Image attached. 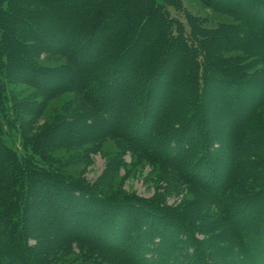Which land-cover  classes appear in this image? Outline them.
<instances>
[{
    "label": "trees",
    "instance_id": "16d2710c",
    "mask_svg": "<svg viewBox=\"0 0 264 264\" xmlns=\"http://www.w3.org/2000/svg\"><path fill=\"white\" fill-rule=\"evenodd\" d=\"M51 1L53 0H24V4H21L18 1L0 0V70L5 71H0V244L2 245L0 264H42L41 259H37V253L29 248L28 242L26 244L24 241L26 246L23 244V238L27 240V234L29 236L31 234L36 239L34 246L37 245L42 256L58 255L59 250L69 251V246L62 245V239L70 236L65 234L61 235L64 237L50 236L49 230L47 231L48 225L42 222L38 224L34 222L33 227L26 230L25 217L30 213L44 212V210H49L51 219L54 221L56 219L61 228L76 233L86 228L85 232L97 239L94 240L97 241L95 243L77 239L79 241L77 243L93 248L92 256H100L89 264H103L100 262L103 254L111 255L107 260L108 264H219L217 261L214 263L204 251L201 254L206 239L200 240L186 216L181 219L174 207L166 201L158 197L147 199L135 195L108 196L62 169L52 167L47 159L51 155L48 153L49 148L52 150L72 144L76 146L75 141L94 143L100 140L102 142L118 140L127 144L133 153H139L151 164L169 166L178 178L198 186L205 196L214 199L213 202L218 208L225 212V224L231 225L232 231L235 230L232 242L228 240V243L242 248L241 252H234L229 248L212 246L220 263L229 264L230 261L223 258L226 253L239 258L237 264H264V169L259 176L255 173L245 175L243 171L254 163L248 156H253L256 148L262 146L259 142L263 140L264 130L252 137L244 136L240 130L241 136H236L237 132H235L234 135L230 134L228 139L212 132V121H205V117L202 116L207 106L203 103L205 85L213 83L219 86L216 96L236 112L241 99L244 98L238 94L240 84L251 83L249 80L258 83V76L247 77L242 73L231 75L206 67V52L209 51L208 47H213L207 43L209 40L203 31L206 42L198 41L191 28L188 30V44L192 48L189 46L180 48L186 59L191 57L193 63L187 65L183 62L181 65L184 66L181 68L182 71L189 70L190 67L193 69V72L187 71L192 73L190 76L192 83L189 87L197 96L193 98L194 101L185 103V106L179 109L174 102H168L167 92L172 89L169 78L174 71L173 65L176 67L181 61L178 62L174 54L170 59L165 57L160 63V67L163 68H158L156 71L153 68V72L147 74L144 79L145 83L139 82V87L129 84L128 81L132 80L130 75L132 66L125 64L118 56L129 51V46L123 45L121 41L114 47L103 44L106 28L98 25L105 18L107 21L117 16L122 17L121 13L126 9L125 11L131 12V16L133 13L137 19L134 27L122 26L110 31L109 34L114 31L117 34L125 28L126 34L129 35L130 32L138 31V27L142 29L143 26L146 27L145 24H152L159 19L161 22L159 21L158 28L154 27V34L148 32L157 39L150 45L153 46V42L159 45L160 38H164L175 43L171 47H177L180 38H185L186 35L184 33L186 29L179 20H171L162 8L159 10L160 15L155 8L150 9V4L154 0H145L144 6H138L137 10L135 5L138 4V0H128L127 3L131 5L128 7H126L127 3L121 0H85L86 2L78 8L76 5L74 7L77 9V11L74 9L75 15L81 16L76 22L71 11L65 8L64 0H56L58 1L56 7L51 5ZM143 1L140 0V4ZM233 1L236 8L240 2L244 3L243 0ZM246 1L247 8L253 6L255 10L254 14L249 13L248 23L251 27H255L256 32L264 33V0ZM207 2L210 4L209 1ZM31 4L45 7V10L31 11L29 7ZM113 4H118V7H111ZM146 4L149 7H146ZM230 5L229 1L225 3L224 0H216L213 4L214 7L221 8L225 13L235 17L234 10L227 11ZM245 5L237 9L240 11L238 15H241V12L248 14ZM49 7L51 8L48 10ZM142 10H145L146 15L142 14ZM257 12L261 14L257 16ZM57 14L60 15L55 21ZM53 15L55 18L53 22L51 24L46 22ZM238 15L236 18L240 19ZM9 19L13 22L17 21L24 36L28 38L30 34L29 36L34 38L32 40L34 44L41 41L46 47H54L53 45L57 43L55 50L67 56L69 64L46 70L30 64L27 60H21L17 51L19 44L14 46L12 42L15 41L13 32L16 31V27L9 23ZM199 27L202 28L201 25ZM159 28L164 31L162 34L159 33ZM174 28H177L179 35L175 34ZM55 29L60 32H55ZM98 32H102L103 35L97 36ZM1 48L7 51L2 52ZM18 69L21 73L15 77L21 82H26L27 80L21 78L23 74L30 81L37 83V88L45 100L74 92L85 99L88 106L87 113H78L70 120L61 118L55 125L41 132L42 139L33 136L31 140L24 130H17L19 121L15 107L18 108V103L14 105L9 101V106L6 104L8 79L13 77ZM56 78L59 79L58 82L65 78L66 82L53 84L52 81ZM250 89L255 95H260L254 87L250 86ZM247 98L245 94L244 99ZM24 101L31 103L34 100L31 98ZM259 102L264 105L263 91L256 102L257 106ZM255 105L253 108L256 107ZM162 106L168 109L165 110L167 117L164 118V113L158 120ZM168 111H172L171 115ZM254 112V109L250 111L247 124L253 122ZM83 122H87V125L78 128ZM116 122L119 124L112 126ZM155 124L157 125L153 130ZM62 125L68 126V129L59 133ZM160 125L163 127L157 132L156 129ZM13 130L19 134V148L13 141ZM193 130L197 132L194 137H192ZM245 142L258 146L255 145L254 149L250 148V150L242 149V159L234 166L233 177L231 175L230 181L227 182L229 176L227 172H230V168L224 167L220 159L225 157L226 160H233L235 151ZM227 150L230 151L226 155ZM255 163L258 165L259 160ZM244 180L250 182L246 185ZM199 181H203L205 186L200 185ZM244 184L251 190L241 187ZM130 198L133 199V203H129L132 202ZM259 198H261L260 203L255 205V200ZM250 207H256L254 210L260 218L243 227H236L239 218L242 219V215H246ZM147 210L155 213L150 214ZM174 216L179 217L180 221ZM222 226L221 222L213 224V231H217ZM128 232L131 233L129 238ZM199 232L203 233L201 229ZM109 235L112 236L111 239ZM124 235H127V242L131 240V243L127 244L121 240ZM41 238L47 241L42 244L39 241Z\"/></svg>",
    "mask_w": 264,
    "mask_h": 264
},
{
    "label": "rangeland",
    "instance_id": "374dc122",
    "mask_svg": "<svg viewBox=\"0 0 264 264\" xmlns=\"http://www.w3.org/2000/svg\"><path fill=\"white\" fill-rule=\"evenodd\" d=\"M12 1H18L21 4H24V0H9V2ZM121 1L125 3L128 2V0ZM207 1H209L210 4ZM215 1L216 0H154V2H151L150 9L155 8L156 10H158L157 14L160 15L159 10L162 8L163 12H165L171 20H179L181 24L184 25L186 29L184 33H186V35L185 38H180L177 47H171L175 43L171 42L169 39L164 40V38H160L161 43L159 45L154 44V42L153 46L150 45L152 41H155L157 39H155L156 37H152L151 33L148 32H152V35L154 34V27L156 26V28H158V25L161 22L159 19H157L152 24H145L146 27L143 26L142 29L141 27H138V31L129 33L130 36L126 34L127 30H125V28H123V30H121L117 34L116 31L112 32V34H109L110 31L116 30L122 26L128 27L129 25H131L132 27L130 26V28L134 27L135 21L137 19L136 17H134L135 15H133V13L131 16V12L125 11L126 9L124 10V12L120 11L122 12V17L117 16L114 19H109L107 21L105 20V18L101 20V22H99L98 25L102 26V28H106V30H104L105 37L103 38L102 43L114 47L116 43L121 41L123 45L129 46V51H127L125 54H118V56L121 57L125 64H131L132 66V72H130L132 80L130 79L128 81L129 84H135L136 87H139L138 83H145L144 79L147 77V74L153 72V68H155V71L158 68H163L160 67V63L165 60L163 59L165 57H168L170 59L174 54L177 61H181L180 65L183 62L187 65H191V63H193L191 61V57H188L186 59L180 48H186L189 46L188 30H191L192 28L194 35H196V39L198 41L200 40V42H206L205 38L207 37V39L209 40L207 43H210L209 46L211 45V47L213 48L208 47L209 51L207 50L206 52V67L215 69L221 73L223 72L231 75L242 73L247 77L258 76V83H254L249 80L251 83L246 82L245 84H240L241 88L238 92V94H240L239 96H243L245 98L246 94L248 98L247 100H245L244 98L241 99L238 110L236 112L233 109L228 108L229 104H223L221 99L216 96L217 91H219L218 88H220L219 86L214 85L213 83H206L207 85H205V89L203 90V94L205 97L203 103L207 106L205 113L202 116L203 118L205 117V121H212V132L221 135L224 138H228L229 136L234 135L235 132H237L236 136L239 137L241 136L240 130L242 131V134H244V136H256L257 133H262L263 131L261 130H264V105L261 102H259L258 106L256 104L259 97L261 96L262 91L264 92V33L260 31L256 32L255 27H251L250 23H248V21H250V17L248 16L249 13L254 14L255 10L253 6H251V8H247L248 5L246 0H243L244 3L240 2L238 8L235 7V1L224 0L225 3L229 1V4H231L230 7L227 8V11L234 10L233 13L236 14L235 17L225 13L221 8L214 7L213 4H215ZM85 2V0H64L63 4L65 5V8L71 11L72 16L77 22L79 20L78 17L80 18L81 16H79L80 14L78 16L75 15L74 9L78 8V6ZM56 3H58V1H51V5L53 7ZM137 3L138 4L135 5L136 10L138 6H144L146 2L144 0L140 4V0H138ZM147 4L146 7H149V5ZM244 4H246L245 7L247 8L246 10L248 14H243L241 12V15H238L240 11H238L237 9L243 7ZM75 5L76 8H74ZM128 6L131 5L127 3L126 7ZM29 7L31 11L37 10L42 12V10H45V7H41L38 5L32 6L31 4ZM111 7L117 8L118 4H113ZM50 8L51 7H49L48 10ZM142 14H145V10H142ZM259 14L261 13L257 12V16H259ZM59 15L60 14L55 15L56 19L53 15L51 19L46 22H50L51 24L53 22V18L56 21ZM237 15L241 18H236ZM98 16H96V18ZM9 23L13 24V27H16V31L13 32L15 41L13 40L12 42L14 43V46L15 44H19V48H17V51L18 57L21 60H27V62H29L30 64L43 67L46 70H52L56 69L57 67H62L66 63L69 64V59L67 58V56L63 55L62 52L55 50V46L58 45L57 43L53 45L54 47L48 46L50 47L49 49L48 47H46V45L41 43V41H37V43H35L38 45L37 46L33 43L32 40L34 38H32V36H29L30 34L28 35V38L24 36V34L21 32L22 29L18 27L17 21L13 22L12 19H9ZM149 23H151L150 20ZM199 25H201L202 28H200ZM174 29L175 34L179 35V31L176 30L177 28ZM55 30V32H60V30ZM204 30L206 31L204 32ZM43 31H45V29H43ZM202 31L203 33H205L206 37L204 36ZM162 32L164 31L159 28V33L162 34ZM100 34H102V32H98L97 36H99ZM127 36L129 37L127 38ZM93 46L95 48V45ZM189 48L192 47L189 46ZM1 50L2 52L7 51V49L4 48H1ZM109 50L111 51V48ZM10 52L12 53L13 51L10 49ZM93 52H95V50ZM180 65H177L176 67L175 65H173L174 71L172 76L169 78L171 81L170 85L172 89L167 92V98H169L168 102H174L179 109L185 106V103L194 101L193 98L197 96L195 95V92L193 93V91L190 90L191 87H189V85L192 83V79L190 76H192L191 72H193V69L190 67L189 70L182 71L183 68L181 67L184 65ZM0 71L3 72L4 70ZM187 71H191V74ZM204 72H206V70ZM20 73L21 72L18 69L13 74V77L8 79L6 104L9 106V101H11L14 105L18 103V108L15 107L17 119L19 121V123H17V130H24L26 135L31 138V140L33 136H38L39 139H42V137L40 138L41 132L48 127H52L53 125H55L61 118L70 120L74 119L73 117L78 113H87L88 106L85 99L76 95V93L67 92L64 95L45 100V97H43V95L37 88V83L30 81L28 77L23 74H21V78L24 81L27 80L28 83L27 81L21 82L18 77H15V75L19 76ZM58 80L57 78L53 80V84L55 83L56 85H59L66 82L65 78L61 79L59 82ZM228 86L229 84L227 85V87ZM250 86L254 87L258 93L260 92V95H255L251 91ZM127 92H129V90ZM31 98L34 100L31 103L24 101ZM196 99L199 100L200 98ZM165 102L166 99L164 101V104ZM253 105H255L256 107L253 108ZM162 108L163 106L160 109L161 113L159 114L158 120L160 119V115L162 116L165 113V110H168L165 106L163 108L164 110ZM252 109L255 110V118L252 123L250 122L249 124H247L246 122L248 121L247 119ZM171 113L172 111H168L169 115H171ZM165 117H167L166 113L164 118ZM118 124L119 122H116L113 123L112 126H116ZM196 124H198V121L196 122ZM84 125H87V122L79 124L78 128H82L84 127ZM156 125L157 124L154 125L153 130H155ZM162 125H160L161 127L159 126L160 128L158 127L156 129L157 132L162 129ZM201 125H203V123ZM254 125H256V127ZM94 127L97 126L94 125ZM66 129H68V126L62 125L58 132L63 133L66 131ZM192 133V137H194V134H197L196 130H193ZM12 135L13 141L16 143V147L19 148L20 140L18 132L16 130H13ZM101 142V140L94 143H80L75 141V143L77 144L76 146L72 144L70 146L65 145L66 147L61 146L58 148H52V150L49 148L48 153L49 155H51L47 159L48 161H50V165H52V167L54 166L56 168L62 169L73 177L75 176L77 179L81 180V182L89 184L97 191L99 190L101 193L108 196L135 195L145 197L147 199H155V197H158L163 201H166L168 204L174 207L176 214L180 216L181 219L186 216L187 221L194 227L196 236L200 240L206 239L204 242L205 248L201 250V254L204 251L208 257H211L213 259L214 263L215 261H217L219 262V264H223L222 262L220 263L218 258H216L217 256L215 254V251H213L215 248L212 249V246H215L216 248H229L234 252L242 251V248L240 246H236L234 244V246H232L230 243H228V240H231L232 242L233 237L235 236V230L232 231L231 225L229 226L225 224V212H222L220 207L218 208V206L213 202L214 199H211V197L207 195L205 196L202 189L193 184L186 183L178 178L175 172L169 166L151 164L150 162L145 160V157L141 156L139 153H133L132 149H130L127 144L121 141L105 140L102 143ZM263 142L264 137L263 140L259 142V145L262 146L257 147L258 144H255L257 148L253 153V156H248V158H250L254 163L255 161L259 160V164L256 165V163H252L251 167L245 168L243 170L245 175L247 173H255L259 176V174H261V171L264 169ZM255 145L245 142L239 149L235 151L233 160H226V158L222 156L224 157L220 159L222 165L226 168L228 167V169L230 168V172H227V175L229 174L227 182L230 181L231 175L233 177L234 166L240 159H242V149H254L253 147ZM229 151L230 150L226 151V155L229 154ZM254 157L256 158L255 160ZM244 158L246 159L247 157ZM45 161L47 162V160ZM248 177L250 176L248 175ZM249 182L247 180H244V183L246 185ZM199 184L205 186V183L203 181H199ZM245 184L241 187L251 190L250 188H247L248 186H246ZM130 201L132 202L129 203H133V199L130 198ZM255 201V205H258L257 203H260L261 198H259V200L256 199ZM254 209H256V207H250L247 214L242 215V219L239 218L240 221H237V224H235V226L243 227L246 224L252 223L255 219L260 218L258 217V213H256ZM151 210H147L148 213H155ZM174 218L180 221L179 217L174 216ZM24 222H26L27 224L25 226L26 230H30V228L33 227L32 223L35 222L38 224L42 222L45 225H48L49 228L47 229V231L49 230L48 234L50 236L64 237L61 236L64 234L65 236H70V238L62 239V245L69 246V251L62 252L61 250H59L58 255L42 256V252L38 249L37 245L34 246L36 244V239L31 234V237L27 234V240L23 238V244L24 241L26 244L28 242L29 248L37 253V259L40 258L42 264H89L93 263L95 258L100 257L95 255L92 256L93 248L91 246L88 247V245L82 243L81 245L77 243L79 242L77 240L79 238L80 241L84 240L87 242L90 241L92 243L97 242L94 241L97 240L95 237L85 232L87 231L85 230L86 228L80 229L78 233L61 228L56 219L55 221L51 219L49 210H44V212L39 211L36 213H30L25 217ZM220 222L221 224H223V226L214 232L212 225L215 223L220 224ZM199 228L203 233L199 232ZM219 234L222 235L219 236ZM130 235L131 233L128 232V238L130 237ZM4 236L5 235L3 234L2 237ZM109 236L111 239L112 236ZM216 236H218L219 238ZM100 237L102 238V235ZM220 238L222 240H220ZM121 240L123 242H126L127 244L131 243V240L127 242V235H124ZM39 241H41V243L43 244L47 240L41 238L39 239ZM235 241L236 239H234V242ZM0 247H2L1 244ZM108 258H111V255L103 254L100 262H102L103 264H108ZM223 258L228 259V261H230L229 264H237V259H239L232 255H226V253L224 254Z\"/></svg>",
    "mask_w": 264,
    "mask_h": 264
}]
</instances>
